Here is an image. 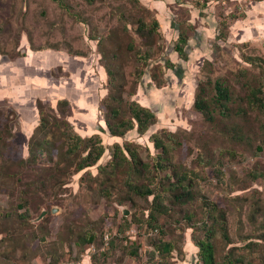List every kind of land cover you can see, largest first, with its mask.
Returning a JSON list of instances; mask_svg holds the SVG:
<instances>
[{
  "label": "rangeland",
  "instance_id": "rangeland-1",
  "mask_svg": "<svg viewBox=\"0 0 264 264\" xmlns=\"http://www.w3.org/2000/svg\"><path fill=\"white\" fill-rule=\"evenodd\" d=\"M181 30L185 55L175 50ZM10 66L43 74L49 89L11 99ZM216 79L232 99L227 115L216 109L209 120L194 102ZM63 98L71 109L61 113ZM116 99L151 108L157 121L144 134L113 135L106 117ZM38 101L51 121L39 131ZM29 107L36 115L22 117ZM56 117L101 135L95 165L76 170ZM155 135L195 181L187 201L165 196L151 227L154 194L134 186L151 176L113 160L129 144L152 161ZM152 172L159 190L166 170ZM197 240L213 244L212 264H264V0H0V264H204Z\"/></svg>",
  "mask_w": 264,
  "mask_h": 264
},
{
  "label": "trees",
  "instance_id": "trees-1",
  "mask_svg": "<svg viewBox=\"0 0 264 264\" xmlns=\"http://www.w3.org/2000/svg\"><path fill=\"white\" fill-rule=\"evenodd\" d=\"M89 1L92 2L93 0ZM155 23L157 24V22ZM187 39L186 32L181 30L178 41L175 45V50L181 55H185L183 43L185 44ZM209 82L213 85L215 92L212 95H209V84L200 85L194 105L209 120H213V113L216 109L222 114H226L224 111L229 108L228 102L231 101L232 96L229 86L224 82L219 79H216L214 82ZM116 101L115 105L109 106V104L106 103L109 106V116L106 117V124L113 135L123 136L127 131L134 128H137L139 133L144 134L150 126L157 121L158 117L155 111L137 101H124L122 99H116ZM63 106H67L68 110L71 109V104L68 99L63 98L58 101V108L61 113L64 111ZM38 107L41 114V122L37 127V130L39 131L50 127L51 121L49 115L45 114L42 101H38ZM124 108L128 109L129 116L125 115ZM52 110L54 111L53 108ZM68 114L69 113L65 112L64 116L67 117ZM57 122L66 124L65 127H67L63 129L67 144V153H73L79 156L76 170L81 171L87 167L95 165L105 152V145L101 135L95 133L90 136H82L74 129L67 119L59 120V118L56 117V123ZM152 141L157 148L161 149L157 156L153 157L152 161L143 160L136 150L130 147L129 144H125L124 146L117 145V151H114L113 165L119 166L129 163L132 166L133 171L134 169H137L140 171L141 175H145L147 178L151 176L147 182L138 185L134 184V186H136L137 192L139 193L144 195L154 194L153 207L158 206V208L151 210L147 221L151 227H154V225L157 224L158 215L156 214V211L159 213L161 212L160 208L163 207L166 195L182 202L187 201L193 196L195 176L183 168H179L176 162L169 160V156H171L174 151L172 142L168 143L156 135ZM30 153V158L37 156L34 149H31ZM100 168L102 169L104 166H100ZM152 169L166 170V174L162 178L163 182L161 181L159 184V190L156 187H153L154 184H158L159 182L155 181L156 176H152ZM149 173H151V175H149ZM112 239L113 237L111 238V244H113ZM94 240L95 234H90L84 239L87 243H92ZM195 244L199 247L202 262L204 264L214 263L215 258L212 250L213 244L209 240H197L195 241ZM157 250L163 254H170L173 250V244L170 241L160 240L158 241ZM224 264H234L233 259H225Z\"/></svg>",
  "mask_w": 264,
  "mask_h": 264
},
{
  "label": "crops",
  "instance_id": "crops-1",
  "mask_svg": "<svg viewBox=\"0 0 264 264\" xmlns=\"http://www.w3.org/2000/svg\"><path fill=\"white\" fill-rule=\"evenodd\" d=\"M33 66H35V68L40 67V66H38L37 63H33ZM6 73L7 72L3 73V75H5L7 77V78L5 77V79L10 81V87L8 88L9 91L5 94L7 96L9 95L11 99H15V98L18 99L19 97H21L20 94L23 91H27L30 88V86H32V85L36 86L37 88L39 85L40 87H47L49 89V87L47 86L48 82H46L45 76L43 74H38L37 72H34L33 74L26 76V75H24L23 70H21L20 68L15 69L12 66L9 67L10 76ZM16 76L22 77L23 83L17 82L16 78H15ZM7 85L8 84H6V83L4 84L5 89H6ZM53 88L54 87L51 86L50 91ZM35 89H33V90H35ZM49 97H52V96L49 95ZM29 108H28V110H26V109L21 110L22 117H23V115L27 114V112L32 113L33 116L36 115L35 113H37V111L32 107H29Z\"/></svg>",
  "mask_w": 264,
  "mask_h": 264
},
{
  "label": "built area",
  "instance_id": "built-area-1",
  "mask_svg": "<svg viewBox=\"0 0 264 264\" xmlns=\"http://www.w3.org/2000/svg\"><path fill=\"white\" fill-rule=\"evenodd\" d=\"M111 238H112V234L110 232L105 233V235H104L105 246L108 245ZM91 248H94V245H91L89 249H91Z\"/></svg>",
  "mask_w": 264,
  "mask_h": 264
},
{
  "label": "water",
  "instance_id": "water-1",
  "mask_svg": "<svg viewBox=\"0 0 264 264\" xmlns=\"http://www.w3.org/2000/svg\"><path fill=\"white\" fill-rule=\"evenodd\" d=\"M124 213L127 215V214H129V211L128 210H125Z\"/></svg>",
  "mask_w": 264,
  "mask_h": 264
}]
</instances>
